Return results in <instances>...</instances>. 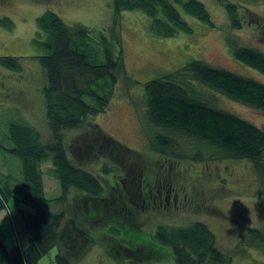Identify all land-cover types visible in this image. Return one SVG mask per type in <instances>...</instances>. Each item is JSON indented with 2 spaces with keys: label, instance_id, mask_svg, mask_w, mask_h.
Here are the masks:
<instances>
[{
  "label": "trees",
  "instance_id": "trees-1",
  "mask_svg": "<svg viewBox=\"0 0 264 264\" xmlns=\"http://www.w3.org/2000/svg\"><path fill=\"white\" fill-rule=\"evenodd\" d=\"M216 1L224 7L233 30H242L247 23L244 10L249 18L258 20L253 26L264 38V22L248 7L231 0ZM114 9L116 13L143 11L148 18L149 31L160 38L192 34L193 28L186 16L214 26L209 11L199 0H115ZM3 19L0 23L9 26V18ZM36 26L32 44L41 52L36 58L48 81L43 94L52 140L45 141L29 123L13 122L6 137L10 147L0 144L4 159L15 158L21 164L17 176L0 172V212L7 211L14 223L12 206L20 204L18 215L27 236L24 248L18 245L6 254L2 250L0 253L7 264H40L46 255L58 248L57 264H75L95 244L93 228L88 230L84 226L86 221L92 220L90 212L98 217L119 213L127 221L120 226L130 225L136 220L133 208L145 211L158 202L162 186L156 185L155 190L152 181L143 177L142 182L140 179L120 188L110 186L107 189L100 178L82 168L80 162L85 161L80 160L81 165H76L69 157V151L84 159V152L104 149L108 156L114 154L116 159L122 157L130 161V173L140 171V154L105 133L94 121L96 116L109 110L119 77L126 74L120 26L115 23L108 31L95 32L83 25L66 24L54 11L40 15ZM238 42L234 40L232 44L236 60L264 76V54ZM0 66L19 72L21 58L0 56ZM200 86L264 112L263 81L195 60L145 83L143 121L201 146L216 148L237 159L251 160L258 171L264 170V128L215 107ZM70 129L89 130L78 137V145L67 150L64 131ZM148 143L154 149H168L169 154H174L171 142L162 136ZM88 157L86 161L91 159ZM47 161L52 162V175L61 186V195L53 199L46 196L43 179L42 164ZM103 166L104 172H112L107 164ZM130 173L128 176L132 179ZM131 202L136 206L131 207ZM53 204L60 210L53 209ZM135 229L138 232V228ZM110 234L118 238L111 248L127 241L120 237V229H112ZM153 238L160 246L170 249L176 264H226L229 261L218 248L212 230L202 222L187 226L158 225ZM248 239L254 246L264 247V229H251ZM116 252L119 256L120 246ZM157 254L158 260L165 257Z\"/></svg>",
  "mask_w": 264,
  "mask_h": 264
},
{
  "label": "rangeland",
  "instance_id": "rangeland-1",
  "mask_svg": "<svg viewBox=\"0 0 264 264\" xmlns=\"http://www.w3.org/2000/svg\"><path fill=\"white\" fill-rule=\"evenodd\" d=\"M114 1L0 0V21L3 18L10 20L7 21L9 26L0 23V56L18 57L22 62L19 72L0 66V144L10 147L6 137L13 122L29 123L45 141L52 140L43 94L48 81L36 58L41 52L32 44L37 31V18L46 11H54L66 24L83 25L95 32L108 31L117 23L125 46L126 74L121 79L119 77L109 110L96 116L94 121L105 133L139 152L140 171L130 173L129 160L126 162L122 157L116 159L114 154L108 156L104 149L102 152L96 148L90 153L84 152V159L69 151V157L76 165L80 160L85 161L79 164L100 178L107 189L110 186L120 188L140 179L142 182L143 177L152 181L153 189L156 190V185H161L162 189L158 193V202L145 211L133 208L136 220L130 225L120 226L127 221L119 213L98 217L90 212L88 215L92 220L89 223L86 221L84 226L88 230L93 228L95 234L92 232L91 235L95 244L75 264H176L170 249L154 240L156 228L158 225L187 226L195 222H202L212 230L218 248L229 260L226 264H264V247L254 246L248 239L251 229H264V170L258 171L251 160L237 159L219 151L220 154L216 148L201 146L146 124L142 119L145 113V83L175 72L195 60L264 82L262 74L236 60L232 47L235 40L264 54V38L253 26L258 20L249 18L246 15L248 12L243 10L247 23L242 30H233L223 6L216 0H199L209 11L215 27L186 16L192 25V34L160 38L149 31L148 18L143 11L116 13ZM231 1L248 7L264 22V2ZM200 90L215 107L264 128V112L230 100L208 87L200 86ZM88 130L64 131L67 150L78 145V137ZM157 136L171 142L174 154H169L168 149L159 151L149 145L148 142ZM102 153L103 156L100 155ZM86 157L91 158L90 162L85 160ZM105 164L112 170L110 174L104 172ZM42 167L45 170L46 196L57 198L61 195V186L52 175V162H44ZM20 171L21 164L17 159L6 160L0 154V172L17 176ZM129 173L132 179H129ZM127 204L130 205V202ZM55 205L53 209L59 211ZM131 205L136 206L132 202ZM19 206L18 203L12 206L14 223L7 211L0 212V236L7 238L4 243L8 250L27 245L23 221L18 215ZM116 228L120 229V237L127 241L111 248L118 239L110 234ZM119 246L120 258L116 252ZM122 247L131 253H125ZM157 252L165 255L163 260L156 258L159 256ZM58 253L59 249L54 248L40 264H57L55 257ZM148 258L152 260L147 261ZM2 261L6 263L3 257Z\"/></svg>",
  "mask_w": 264,
  "mask_h": 264
},
{
  "label": "water",
  "instance_id": "water-1",
  "mask_svg": "<svg viewBox=\"0 0 264 264\" xmlns=\"http://www.w3.org/2000/svg\"><path fill=\"white\" fill-rule=\"evenodd\" d=\"M0 249L3 251L4 254H6L8 252V247L6 246V244L2 241V239H0Z\"/></svg>",
  "mask_w": 264,
  "mask_h": 264
},
{
  "label": "crops",
  "instance_id": "crops-1",
  "mask_svg": "<svg viewBox=\"0 0 264 264\" xmlns=\"http://www.w3.org/2000/svg\"><path fill=\"white\" fill-rule=\"evenodd\" d=\"M1 231V230H0ZM0 239H2L3 241H6L5 239H7V238H2L1 236H0ZM2 257H1V253H0V259H1ZM0 264H7V263H5V262H3L2 261V263L0 262Z\"/></svg>",
  "mask_w": 264,
  "mask_h": 264
},
{
  "label": "bare ground",
  "instance_id": "bare-ground-1",
  "mask_svg": "<svg viewBox=\"0 0 264 264\" xmlns=\"http://www.w3.org/2000/svg\"><path fill=\"white\" fill-rule=\"evenodd\" d=\"M138 152V151H137ZM139 153V152H138ZM86 164V163H85ZM87 170V169H86ZM94 175V174H93Z\"/></svg>",
  "mask_w": 264,
  "mask_h": 264
}]
</instances>
